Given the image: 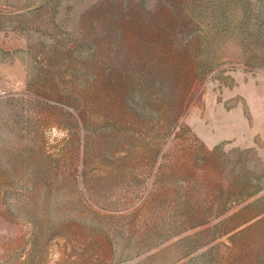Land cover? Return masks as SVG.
<instances>
[{
    "label": "rangeland",
    "instance_id": "rangeland-1",
    "mask_svg": "<svg viewBox=\"0 0 264 264\" xmlns=\"http://www.w3.org/2000/svg\"><path fill=\"white\" fill-rule=\"evenodd\" d=\"M0 264H264V0H0Z\"/></svg>",
    "mask_w": 264,
    "mask_h": 264
}]
</instances>
